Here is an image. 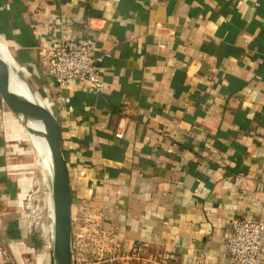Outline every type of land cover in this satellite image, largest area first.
Here are the masks:
<instances>
[{
	"label": "crops",
	"instance_id": "crops-1",
	"mask_svg": "<svg viewBox=\"0 0 264 264\" xmlns=\"http://www.w3.org/2000/svg\"><path fill=\"white\" fill-rule=\"evenodd\" d=\"M0 38L51 99L71 212L99 208L118 250L224 264L232 220L264 218V0H0ZM85 38L105 86L59 92L46 58ZM19 131L0 97V264H40Z\"/></svg>",
	"mask_w": 264,
	"mask_h": 264
},
{
	"label": "built area",
	"instance_id": "built-area-1",
	"mask_svg": "<svg viewBox=\"0 0 264 264\" xmlns=\"http://www.w3.org/2000/svg\"><path fill=\"white\" fill-rule=\"evenodd\" d=\"M96 50L90 38L55 42L46 58V74L59 92L81 81L95 92L104 88ZM42 95H46L51 106L49 96ZM61 100L67 103L70 98L61 97ZM238 182L239 177L235 184ZM102 217V211L89 204H81L76 212H71V264H175L172 255L149 253L142 243H136L130 250H118L115 237L102 227ZM27 222L29 231L35 232L33 222L29 218ZM52 238L51 225L47 231L42 228L37 237L39 248L47 255L52 249ZM225 241L228 260L224 264H264V218L261 221L234 218Z\"/></svg>",
	"mask_w": 264,
	"mask_h": 264
},
{
	"label": "water",
	"instance_id": "water-1",
	"mask_svg": "<svg viewBox=\"0 0 264 264\" xmlns=\"http://www.w3.org/2000/svg\"><path fill=\"white\" fill-rule=\"evenodd\" d=\"M22 77V76H21ZM32 90L34 88L27 82ZM35 91V90H34ZM36 92V91H35ZM0 97L6 107L20 116L39 121L44 129L51 155L50 191L53 205V238L49 254L50 264H71V201L72 190L69 172L62 152V131L54 109L40 102L30 100L11 89L9 69L0 57ZM29 243L40 246L37 236L32 232Z\"/></svg>",
	"mask_w": 264,
	"mask_h": 264
},
{
	"label": "rangeland",
	"instance_id": "rangeland-1",
	"mask_svg": "<svg viewBox=\"0 0 264 264\" xmlns=\"http://www.w3.org/2000/svg\"><path fill=\"white\" fill-rule=\"evenodd\" d=\"M23 77L26 78L24 75ZM26 80L32 86H34L29 79L26 78ZM33 88H35V86ZM37 93L41 97L45 98L46 96L42 95L40 91H37ZM50 108L53 109L52 104ZM12 114L14 115V113ZM15 118L17 119L18 129L20 130L18 138L20 143L19 145L25 150V155L18 157V161L22 166H25L24 170H26L27 174H29L28 178L31 183L29 189L23 191L21 195L23 199L21 200V212L26 219L29 218V221L33 222L34 227L36 226L35 235L38 237V234L42 232L40 224H44L45 227L49 228L48 225L51 222L48 216L47 198L50 187L49 173L51 174L50 171L52 170L49 161L45 157L43 161L38 157L33 142L29 137L28 131L23 125L22 119L17 118L16 116ZM47 257V254L43 252V259L39 258L42 264H49Z\"/></svg>",
	"mask_w": 264,
	"mask_h": 264
},
{
	"label": "bare ground",
	"instance_id": "bare-ground-1",
	"mask_svg": "<svg viewBox=\"0 0 264 264\" xmlns=\"http://www.w3.org/2000/svg\"><path fill=\"white\" fill-rule=\"evenodd\" d=\"M0 57L8 65L11 89L17 94H20L30 100L40 102L46 107H49L50 106L49 100H47L44 97H41L37 93V90L35 88L34 90L36 92L32 90L30 86L27 84L26 78L23 77L24 75L23 68L16 62V60L12 55L10 47L1 38H0ZM20 118L23 121L24 127L28 131L29 137L33 142L38 157L41 158L42 161L44 160L45 157L49 161L51 167V155L47 146L44 129L42 125L40 124L39 121L32 120L24 116H20Z\"/></svg>",
	"mask_w": 264,
	"mask_h": 264
}]
</instances>
